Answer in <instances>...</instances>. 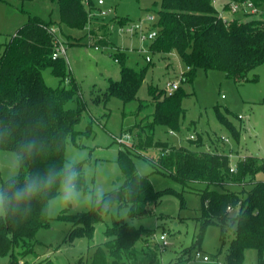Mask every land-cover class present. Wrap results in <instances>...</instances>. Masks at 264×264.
<instances>
[{
  "label": "trees",
  "instance_id": "1",
  "mask_svg": "<svg viewBox=\"0 0 264 264\" xmlns=\"http://www.w3.org/2000/svg\"><path fill=\"white\" fill-rule=\"evenodd\" d=\"M54 1L60 7L63 24L78 29L88 25L94 8L91 0L89 6L84 0ZM245 1L256 7L255 13L264 10V0H161L160 5L155 2L157 36L151 40L148 51L163 55L176 52L188 67L183 83L193 85L199 68L224 71L237 81L250 80L248 73L264 64V18H234L225 22L218 16V9H228L232 2ZM119 21L121 25L132 22L124 18ZM50 26L51 21L30 17L0 54V129L7 126L11 130V136L0 144V150L12 151L17 142L24 139H36L43 145L42 151L25 160L21 179L26 173L61 167L67 162L68 138L82 132L76 129V124L82 119L85 103L66 59L52 57L55 38ZM106 42L101 40L103 44ZM115 55L122 64L121 77L110 79L104 99L112 96L123 102L136 99L153 67V60L145 58L144 65L131 66L126 64L128 56L125 51ZM47 67L61 79L58 86L46 84L43 70ZM68 78L70 86L64 84ZM148 93L153 111L129 130L138 131L135 146H125L118 153L117 160L125 182L103 193V200L109 204L106 209L93 203L92 208L84 213L69 215L66 209L63 210L59 217L73 224L69 238L86 236L91 239L96 224L114 204L128 208L129 215L135 218L148 214L160 203L162 191L156 189L148 175L138 172L133 159L135 154L157 149V154L148 157L157 170L184 186L192 183L205 185L204 189H198L203 202L198 243L210 225L220 227L223 244L227 231L233 229L234 238L227 249L225 264H243L244 251L251 247L258 250L259 264H264V179H256L259 172H264V158L245 156L231 170L230 154L198 148L203 143L201 135L190 139L196 147L156 140L155 128L159 125L172 132L181 129L185 118L183 99L190 94L183 85L171 94L166 89L149 85ZM70 102L73 105L70 106ZM144 106L141 102L138 110ZM216 112L218 119L236 134L234 124L220 107ZM77 167L81 170L79 188H82V164ZM55 195L56 190H53L52 196ZM181 198L184 207L182 194ZM49 200L37 198L27 214L10 216L6 222H0V256L10 257L7 264H20L21 260L25 264H55L49 258H37L32 263L23 261L26 255L34 252L38 231L49 225ZM235 210L237 212L233 214ZM104 233L105 241L92 246L90 263L80 259L79 264H163L161 252L164 246L153 240L152 231L136 227L125 219H115ZM181 262L178 259L170 264Z\"/></svg>",
  "mask_w": 264,
  "mask_h": 264
},
{
  "label": "rangeland",
  "instance_id": "2",
  "mask_svg": "<svg viewBox=\"0 0 264 264\" xmlns=\"http://www.w3.org/2000/svg\"><path fill=\"white\" fill-rule=\"evenodd\" d=\"M160 1L102 0L99 3V0H91L94 8L88 25L83 29L63 24L60 7L54 0L0 1V54L5 44L30 17L51 21L50 28L55 29L56 38L66 48L68 69L85 103L82 119L76 124V129L82 132L68 138L65 150L67 161L82 164L84 185L79 188L80 201L65 206L58 200H49V225L38 231L34 252L26 255L23 261L32 263L37 258H49L55 264H79L80 259L90 263L92 246L105 241V229L115 219H125L136 227L152 231L153 240L164 246L161 252L163 264L178 259L182 260L180 264H225L227 249L234 238L233 229L227 231L223 244L220 227L210 225L198 243L203 204L198 189H204L205 185L192 183L184 186L157 170L148 159L150 155L158 153L157 149L133 155L138 172L148 175L156 189L162 191L160 203L153 206L148 214L132 218L128 208L114 204L103 220L96 224L91 239L86 236L70 239L73 224L59 217L65 209L69 215L89 211L93 206L89 197L94 201L97 191L106 193L125 182L117 157L121 148L135 146L138 131L129 130L153 111L149 85L166 89L168 81L178 80L190 94L183 99L185 118L181 129L172 132L159 125L155 128L156 140L176 146L196 147L190 141V136L194 135L197 139L201 135L203 143L197 146L200 150L228 153L234 167L238 160L248 155L264 158V64L252 69L247 81H237L221 70L199 68L193 85L183 83V75L188 67L176 52L151 54L148 48L152 41L143 38L142 32L121 30V18L142 22L145 32L153 30L158 20L154 3L160 5ZM84 2L88 4L89 0ZM228 9H224L228 20L264 18V10L255 14L249 9L229 14ZM220 10L223 11L222 8ZM149 15L153 16L152 20L148 19ZM103 39L107 44L101 43ZM122 51L128 56L127 65H144L145 57L149 54L153 67L136 99L123 102L112 96L105 100L104 92L110 79L118 80L121 77L122 64L115 60V54ZM43 77L49 86L56 87L61 83V79L54 76L49 67L43 70ZM64 84L70 86L69 78ZM141 102L145 106L139 111ZM217 107L232 121L236 134L218 119ZM125 135L130 138L127 139ZM10 152L0 150V162H6L2 157ZM256 179H264V172H259ZM181 194L184 207L181 206ZM236 212L233 211V214ZM161 235H165L167 244L160 239ZM204 256H209L210 260L205 261ZM9 260V256H0V264H7ZM243 264H259L256 248L245 249Z\"/></svg>",
  "mask_w": 264,
  "mask_h": 264
},
{
  "label": "clouds",
  "instance_id": "3",
  "mask_svg": "<svg viewBox=\"0 0 264 264\" xmlns=\"http://www.w3.org/2000/svg\"><path fill=\"white\" fill-rule=\"evenodd\" d=\"M11 136V130L5 126L0 129V144ZM43 145L36 139H24L17 142L16 147L2 157L6 162H0V222H6L10 216L27 214L37 198L58 200L62 205L76 204L80 201L79 180L81 170L77 162L67 161L61 167H49L44 172L26 173L21 179V170L25 160L42 151ZM53 190L56 195L52 196ZM90 202L109 206L103 200V192L95 193V200Z\"/></svg>",
  "mask_w": 264,
  "mask_h": 264
},
{
  "label": "built area",
  "instance_id": "4",
  "mask_svg": "<svg viewBox=\"0 0 264 264\" xmlns=\"http://www.w3.org/2000/svg\"><path fill=\"white\" fill-rule=\"evenodd\" d=\"M99 3H102V0H99ZM248 9L251 12H253V13L257 11L256 7L250 1H245L243 3L232 2L229 5V9L227 11H228L229 14H234V13L238 12L239 10L247 11ZM218 11H219L218 16L221 17L225 22H227L228 21V16L225 14L224 9H223V11L218 9ZM148 19L152 20L153 16L149 15ZM49 30L54 35V38H55V48H54L52 57L54 59L59 58V57H64L65 58V55H66L65 46L63 44H61L58 41V39L56 38L55 29L54 28H49ZM121 30L127 31L128 33H134V32L141 33L142 32V34H143L142 37L143 38H148L150 40H153L157 36V29L154 28L153 30H151L149 32H145L143 24L140 21L139 22H133L132 21V22H129L127 24H124L121 27ZM145 58H146L147 61L151 60V56L149 54H147ZM115 60L118 61V58H115ZM179 86H180V82L178 80L168 81L167 86H166V92L168 94H171L175 90H177L179 88ZM126 137H127V139L130 138V136H128V135ZM222 138L227 140V138H225V137H222ZM190 139H195V136L191 135ZM120 141L123 142V139L121 138ZM234 169H235V167L232 166L231 170H234ZM160 239L163 241L164 244H167L165 235H161ZM203 259L205 261H209L210 257L209 256H204ZM21 264H25V263H21Z\"/></svg>",
  "mask_w": 264,
  "mask_h": 264
}]
</instances>
